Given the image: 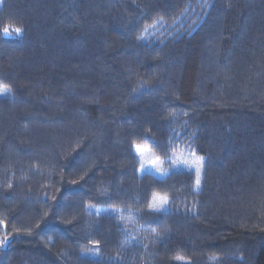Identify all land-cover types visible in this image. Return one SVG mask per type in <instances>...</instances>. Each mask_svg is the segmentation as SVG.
I'll list each match as a JSON object with an SVG mask.
<instances>
[{
    "label": "trees",
    "instance_id": "obj_1",
    "mask_svg": "<svg viewBox=\"0 0 264 264\" xmlns=\"http://www.w3.org/2000/svg\"><path fill=\"white\" fill-rule=\"evenodd\" d=\"M0 84V264H264V0H0Z\"/></svg>",
    "mask_w": 264,
    "mask_h": 264
},
{
    "label": "rangeland",
    "instance_id": "obj_2",
    "mask_svg": "<svg viewBox=\"0 0 264 264\" xmlns=\"http://www.w3.org/2000/svg\"><path fill=\"white\" fill-rule=\"evenodd\" d=\"M10 34L11 33H9V35ZM0 88H6V87L0 84ZM143 147L147 149V151H145L142 155L137 153L141 162L139 169L140 172L149 171V172H153L159 177H163L166 174H168L170 171L189 170V171H194L196 174V178L197 179L199 178L200 181L202 180L204 158L201 154L197 153L196 151H191L190 149H182L178 152H175V154H173V156L170 158V162L167 164L165 159L158 157L148 147L146 146ZM153 160L157 161V163L156 164L148 163L149 161H153ZM157 195L162 197H167L162 194H157ZM168 204L159 210H152L151 208L149 209L153 212L164 211L168 208Z\"/></svg>",
    "mask_w": 264,
    "mask_h": 264
},
{
    "label": "snow or ice",
    "instance_id": "obj_3",
    "mask_svg": "<svg viewBox=\"0 0 264 264\" xmlns=\"http://www.w3.org/2000/svg\"><path fill=\"white\" fill-rule=\"evenodd\" d=\"M11 32H14L16 34H21L22 33V29L19 28V27H12V28H9V27H5L3 29V34L5 36L9 35V33ZM9 92L8 89L6 88H0V95H7ZM135 147V150L137 153L139 154H143L145 151H147V149H145L143 146L141 145H134ZM148 163H151V164H156L157 161L153 160V161H149ZM200 183V180L199 178L197 179V184ZM168 198L167 197H162V196H159V195H156L152 198V204L150 205V208L152 210H159L161 208H163L165 205L168 204ZM0 227H6L5 225H3L2 223H0ZM4 243H6V241H0V245H3Z\"/></svg>",
    "mask_w": 264,
    "mask_h": 264
},
{
    "label": "water",
    "instance_id": "obj_4",
    "mask_svg": "<svg viewBox=\"0 0 264 264\" xmlns=\"http://www.w3.org/2000/svg\"><path fill=\"white\" fill-rule=\"evenodd\" d=\"M7 245V242L5 243V246Z\"/></svg>",
    "mask_w": 264,
    "mask_h": 264
}]
</instances>
